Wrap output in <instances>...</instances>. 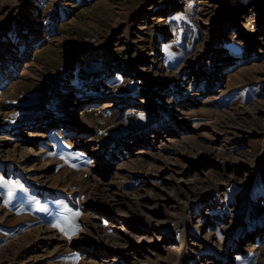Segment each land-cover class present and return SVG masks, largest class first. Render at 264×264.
I'll use <instances>...</instances> for the list:
<instances>
[{
  "label": "rangeland",
  "instance_id": "obj_1",
  "mask_svg": "<svg viewBox=\"0 0 264 264\" xmlns=\"http://www.w3.org/2000/svg\"><path fill=\"white\" fill-rule=\"evenodd\" d=\"M207 25L217 29L209 31ZM142 27L143 37L138 38ZM261 27L264 0H0V135L12 138L0 141V264H23L27 250L38 258L28 264H109L84 258L72 242L82 236L87 222L95 221L96 207L118 215L102 188L95 190L100 177L138 194L141 202L147 201L142 186L152 189L157 198L150 202L157 206L149 214L126 198L123 206L130 214L126 219L118 216L115 224L150 226L156 228L151 230L156 237L172 232L166 250L144 253L138 259L129 256L115 264H164V256L169 258L166 264H176L183 213H189L191 228L186 264L221 260L218 254H229L234 264H264V232L253 236L256 248L230 253L238 240L254 234L263 223L264 165L249 192L247 169L233 166L227 175L222 172L225 159L252 163L264 150V36L250 44L254 30ZM141 46L145 49L140 52ZM101 51L107 52L76 68L81 55ZM113 54L121 67L110 68ZM223 55L230 61H218ZM25 63H31L30 68L19 76ZM132 65L138 71L130 75L126 68ZM144 66L146 70L141 69ZM221 70H228L222 82ZM157 72L165 75L167 83L152 89L148 97L164 103L161 108L137 103L134 110L128 106L103 110L102 100H96L88 114L92 130L83 139L53 127L46 139L32 143L20 132L47 116L43 112L55 111L57 119L66 116L71 106H64L72 92L80 97L97 88V97L140 99L141 83ZM70 85L73 91L67 88ZM162 88L166 99L161 100ZM194 94L200 95L188 102L196 99ZM176 107L187 112L183 115L187 126L176 135L169 132L172 136L143 148L147 151L141 154L136 153L139 144L126 155L116 152L119 147L112 150L132 135L165 128ZM230 127L238 128V133ZM89 140L103 147L104 157L112 153L111 167L103 176L98 152L89 153L83 144ZM28 146L33 149L23 159ZM137 157L142 164L123 168ZM162 166L163 173L155 174ZM49 175L50 182L42 184ZM229 175L234 177L228 188L203 197ZM211 222H216L215 227ZM98 225L102 233H118L106 220ZM43 229L62 231L65 240L35 251L32 242ZM224 237L229 242L223 254L216 244Z\"/></svg>",
  "mask_w": 264,
  "mask_h": 264
},
{
  "label": "bare ground",
  "instance_id": "obj_2",
  "mask_svg": "<svg viewBox=\"0 0 264 264\" xmlns=\"http://www.w3.org/2000/svg\"><path fill=\"white\" fill-rule=\"evenodd\" d=\"M160 21H163V20L159 19V22ZM234 21L236 22V20H234ZM207 24H208V22H207ZM214 29H217V28H213V27H210V25H207V30L213 31ZM139 30H140V32L138 33L139 34L138 38L139 37H143V33H142L143 27L140 28ZM218 30H220V27L218 28ZM254 32L255 33H254V35H253V37L251 39L250 44H255L257 42L256 41V37H258V36L259 37L257 38V40H263L262 38L264 36V28L261 27L258 30H254ZM207 35H209V34H207ZM217 36H218V34H217ZM134 43H136V42H134ZM37 46L38 45L36 43V45L33 46V48L37 49ZM144 49H145L144 46H141L138 51L141 52ZM222 51H227V50H222ZM106 52L107 51L97 52L95 55H90L89 53H85V54L81 55L80 59L77 62L76 68L78 66L84 65L86 62L90 61L91 59H94V58L98 59V55L106 54ZM120 52H122V51H120ZM221 57L222 58L220 60H218V61H220L222 63L230 61V58H228L225 55H223ZM117 59L118 58H116V56H115V58L110 60L109 66H110L111 69L116 67V66L117 67H121V63L118 62ZM151 61H153V60H151ZM160 61L161 60H159V62ZM30 64L29 63H25V65H24L25 69H22L19 72L20 73L19 76H23L26 73V69L30 66ZM229 66L230 65L226 66L223 69H226L227 67L229 68ZM9 68H10V66H9ZM157 68H158V70H160L159 67H157ZM126 69L130 73V75L134 74L133 72L138 71L137 67L133 66V65H132V67H128ZM141 69L142 70H146V66L142 67ZM228 70H226V72ZM222 71L223 70H221L220 73H222ZM226 72L224 71L222 73L221 78H220V82L223 81ZM24 78H26V77H24ZM145 83H147V84H145ZM145 83H141V84L144 85V87L142 88V93L143 94H142L140 99H136L133 96H131L133 98H130V97H124V96H116V95H113V94H107V95L104 94V95H101V96L97 97L95 95V92H97V88H94V91L91 92L90 94L83 93L82 95H80V97L77 96L76 93L72 92V93H70L68 95L66 104L64 106V108H66L67 105L71 106V111L69 113H67L66 116H64L63 118H58L57 119L55 117V115H54L55 111H54V113H51L49 111L43 112V114H41V115H47V116H43L38 121L33 122L32 123L33 126H30L27 130H23V131L19 130V131L21 133H23V134L25 133L26 136H27L26 138L32 143L33 142H37L40 139L41 140L42 139H46L51 133L50 129L53 128V127H56L55 129L57 131H60V132H65V131L68 132V133H73L74 132V133H76L78 138H82L83 139V138L87 137V132L92 130V124L88 120V114L91 113V111H93V105H94V102L96 100L97 101L98 100H102L101 101V105H102V109L103 110H112V109L114 110V109L121 108V107H126V106H128L130 108L129 110H134V108L135 109L138 108V106H137L138 104L137 103L140 104L139 107H145L144 105H146V106H148L151 109H153V108H161L164 103L156 104V102H154L152 100V98L148 97V96H149L150 92L153 91L152 89H156L157 87H160V85H164L165 83H167V78L165 79V75L164 74L161 75V74H159L157 72L155 74V76H150L149 78H147V81ZM139 84H140V82H139ZM1 88H2V86H1ZM67 88L70 89V91H73L71 85L69 87H67ZM162 89L163 90L161 91L160 95H158L159 99H161V100L165 98V93H166L165 89L164 88H162ZM201 92H202V90H201ZM199 95L200 94H194L193 96L196 99L189 100L188 102H193L194 100H197V96H199ZM82 101L84 103H86L88 106H82L83 105ZM181 103L185 104V102H181ZM167 109H168V107H167ZM172 109H173V112H171V118H170L171 122L166 124L165 128H159V130H154V131H152V133L150 135L147 134V133L143 134V136H140V137H138L136 135H132L131 138L123 139V141H121L118 145H114L112 147V150L114 148H116V147H119V149H117L116 152L117 153H121L123 155H126V154L130 153L132 150L137 149L136 146L139 144V146H137V147L141 148V149L138 152H136V153L137 154H141L142 152H146L147 151V150H145L143 148H149V147H151L153 145H158V143H160L161 138H166V137L170 136L171 135L170 133H172V135H173V134L177 133V131H180L183 127H186L187 126V123H186L187 118H185V116H183V115L186 114L187 112H185L184 110L180 109L179 107H176L175 109L172 108ZM75 111H77V113H75ZM74 113H75L74 116L71 115V114H74ZM93 123H94V121H93ZM177 128H179V130ZM230 128H231V131L233 133H235V134L238 133V130H239L238 128H234V127H230ZM248 132H249V130H248ZM184 137H186V136H183L182 138H184ZM10 139H12V138L6 137V136L4 137V136L0 135V141H8ZM172 139L173 138H169V140H172ZM83 144H84V146H86V149H87V151L89 153L98 152L97 155H96V157H97L96 161H101L99 169L101 170V175L103 176L106 172H108V170L111 167V163L108 160V155H110L112 153L107 154V156L104 157V152L102 150L103 147L101 145H97L96 146V144H94V142L92 143L91 140H89V142L88 141L83 142ZM177 144H179V143H177ZM28 147H29V151L28 150L25 151V152H27V154L22 156L23 159L27 158L28 157L27 155L30 154V150L33 149L32 146H28ZM30 147H32V148H30ZM222 150H224V148ZM11 151H13V150L11 149ZM116 157H119V156H116ZM116 157H113V159H115ZM138 158L139 157H137L135 159L136 161L135 160H130V162H127L123 166V168L128 170L134 164H142V163L138 162V160H139ZM151 164H153V163H151ZM263 165H264V150H263L262 154L260 155V157L258 158V160H256L255 162H252V163H244V162L237 163V161H234V162L231 161L230 162L229 160L227 161L225 159V161H223L222 172H223L224 175H227V172L233 166H236L237 168H240V169H247V174H246L245 178H246V182H247V191L249 192L250 188H252V186L256 182V179L258 177V172L259 171H263ZM40 166L44 167L43 165H40ZM48 166L49 165L45 166L44 172L40 173L41 174L40 177L44 178L43 176L46 175L47 170H48ZM153 169H154V166H153ZM105 170H107V171H105ZM143 170L144 169H142V171ZM164 170H165V168L162 166V167H159L158 169H156L154 171V173L155 174L163 173ZM179 173H181V171H179ZM101 175H99V176H101ZM233 177L234 176L229 175V179L228 180L223 181L222 183H219L218 185L216 184L217 186L214 187L212 190H209L210 189L209 188L208 189L209 192H207L208 194L203 195V197H209L212 194L218 193L221 188L222 189L223 188H228L229 184H230V179H233ZM46 178L47 179H44L43 181H41V182H44V183H42L44 185H47V183L50 182L51 176L49 175ZM182 178L183 177H180V179H182ZM145 182H147V181L145 180ZM95 187H96V189H95L96 191H97V189L99 187L102 188V190L105 192L104 195H107L109 198H111V201L113 202V208L116 209V212L118 213V215L117 214H113L112 215L109 212L103 211L99 207H96L93 210L94 211L93 220H95V221H91V222H87L86 223L85 228L82 229V231H81V235L82 236H76V237L72 238L73 245H75V247H78L79 249H81L83 251V254L85 255L84 258H87V259L88 258H94V259L97 258V259L104 260L105 262H107L109 264H115L117 262H120L121 259L127 258L129 256H131V258H133V259H135V258L138 259L144 253H152L154 255L155 254V252H154L155 250H166L164 248V244H165L166 240L169 237H172V232L170 230H168V234L167 235H159L158 237H156L155 234H151V232H152L151 230L156 229V228H153V227L151 228L150 226L133 225V224L126 225V224H124V225H121L119 227L117 224H115L116 221H117L116 218H118V216H120L122 219H126L129 216V214H130V211L123 206V204L125 203V199L126 198L130 199V201L134 200V203L137 205V208L139 210H141V208H144L146 213H148V214L151 213V212L154 213L153 209H154L155 206H157L156 205L157 202L154 203L155 206H151L150 202L152 201V199L156 200L157 198H156L155 194H153L152 189H146L144 186L141 187V190L144 192V194H143L144 198L143 199L147 200V201L141 202L140 201V196L138 194L131 195V193L125 192V190L121 186H117V185H115L113 183H105L104 179H101V177L100 178H96ZM102 190L100 189L99 191H102ZM88 199H90V198H88ZM155 213H156V211H155ZM175 214H177V213H175ZM209 216H211V215L209 213H207L206 217H209ZM175 217H177V216H175ZM231 218H232V220H234L235 216L233 215V216H231ZM101 220H106V221L110 222L113 227H116L118 233L113 235V236H110V235L106 234V232L102 233V230L99 228V225H98ZM179 220L180 221L178 222V225H184V228L182 230L181 241L178 244V250L176 251V254L178 255V258L176 259V264H186V262H187L186 260L188 259V255L186 253L187 236L190 235L189 232L191 230L189 213H187V214L183 213V215H180ZM210 225L215 227L214 225H216V222H211ZM197 227H198V225H197ZM263 232H264V217H263V223L260 225V227L257 228L255 233L251 234V235L250 234L245 235V240L244 239L242 240V238H241V240H238L237 243H236L235 248L233 250H231L230 253L239 252V251H242V250L248 251L250 249V247L256 248L257 246L254 245L253 236L257 235V236L260 237V234L263 233ZM84 234H85V236H84ZM35 238L36 239L32 242V245H33V248L35 249V251L38 250L41 245H43V247L50 246V245H52L51 243H54V244L57 245L61 241L65 240V236H64L62 231H60L58 234H56V233H51L50 231L44 230L43 232H40L38 235H36ZM207 239H208V237H207ZM228 242L229 241L227 240V237H224V238H221L216 244V246L218 248H220V250H222L223 254L225 253V248H227L226 245L228 244ZM54 249H55V251H57L58 250L57 246ZM218 255L221 257V260H217L216 257H215V258H213V260L212 259H205V260H203L204 263H200V264H234L233 263V258L230 257L229 254L228 255L224 254L222 256H221V254H218ZM32 258H33V255L31 253V251L27 250V253L25 254V259L23 258L24 260H22V263L23 264H28V262L33 261L34 259H38L37 257H35L33 259ZM162 261L164 262V264H166L167 262H169V258L167 256H164V257H162Z\"/></svg>",
  "mask_w": 264,
  "mask_h": 264
}]
</instances>
